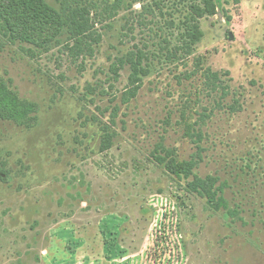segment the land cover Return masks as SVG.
I'll return each mask as SVG.
<instances>
[{
  "label": "rangeland",
  "instance_id": "rangeland-1",
  "mask_svg": "<svg viewBox=\"0 0 264 264\" xmlns=\"http://www.w3.org/2000/svg\"><path fill=\"white\" fill-rule=\"evenodd\" d=\"M216 5L183 62L166 61L154 34L160 28L175 38L180 14L173 28H165L168 16L154 32L136 28L135 42L147 40L153 63L128 105L117 99L128 68L117 81L107 79L123 21L115 20L107 41L82 63L58 47L38 52L0 34V75L37 105L30 129L0 122V161L9 172L0 182V264H264V0ZM198 56L213 72H228L240 106L218 109L199 95L202 102L185 111L193 123L201 106L213 109L196 172L227 183L224 197L236 217L178 190L150 156L160 137L180 158L194 152L177 122L190 84H201L199 75L184 79ZM114 105L116 137L100 151Z\"/></svg>",
  "mask_w": 264,
  "mask_h": 264
},
{
  "label": "trees",
  "instance_id": "trees-1",
  "mask_svg": "<svg viewBox=\"0 0 264 264\" xmlns=\"http://www.w3.org/2000/svg\"><path fill=\"white\" fill-rule=\"evenodd\" d=\"M53 1L0 0V34L11 43L26 45L38 52H48L53 47H58V51L67 52L71 59L81 60L82 63L87 58H92L107 41L109 34L114 31L115 20L123 21L116 36L121 48L117 50L115 46H111L120 54L112 58L107 77L109 82H115L120 77V71L128 68L127 86L116 96L122 105L130 104L137 97L143 86V79L150 75L153 63L151 57L154 51L149 50L145 42L147 40L141 44L135 42L137 27L154 32L153 26L157 27L160 20L168 16L171 20L163 21L165 28H173L176 27L175 16L180 14L181 20H178L179 27L175 38L173 33L166 34L160 28L157 30L159 33L154 34L158 38V51L165 52L166 61L183 62L192 55L193 48L203 37L201 20L214 17L218 13L216 0ZM127 41L132 43L131 46L122 49ZM192 63L193 67L184 74V79L199 75L201 84H190L191 92L183 96L186 100L179 112L180 120L177 125L183 126V136L193 143L194 152L187 159L180 158L175 148L166 147L160 137L150 156L153 164L169 176L178 190L204 200L212 212L224 211L230 217H236L237 208H231L224 197L227 183L222 182L217 175L201 177L196 172L203 161L204 152L207 151L202 146L206 135L202 130L204 119L209 118L210 114L206 113H212L213 109L207 110L201 106L202 111L196 114L198 118L193 123L188 121L190 118L185 111L189 109V103L197 105L199 101L202 102L199 95H203V99L218 109L226 106L228 111L234 112L235 107L240 106L233 97L235 93L229 84L231 79L228 78V72H213L205 67L203 56L196 57ZM181 75L174 77L179 79ZM108 87L112 89V83ZM100 91L108 95V91L103 88ZM191 94L195 97L193 100L190 98ZM228 98L232 99V104L225 103ZM192 109L196 113L195 108ZM118 110L119 107L114 105L110 111L109 125L101 127L100 151L109 150L114 143L116 132L111 126L115 125ZM36 120L37 105L20 97L11 87L10 81L0 75V122L30 129ZM246 168L249 166L246 165ZM8 174L4 163L0 161V182H4ZM181 205L183 204L179 206Z\"/></svg>",
  "mask_w": 264,
  "mask_h": 264
},
{
  "label": "water",
  "instance_id": "water-1",
  "mask_svg": "<svg viewBox=\"0 0 264 264\" xmlns=\"http://www.w3.org/2000/svg\"><path fill=\"white\" fill-rule=\"evenodd\" d=\"M228 37H229V40H231V39H232V36H231V34H229V35H228Z\"/></svg>",
  "mask_w": 264,
  "mask_h": 264
}]
</instances>
